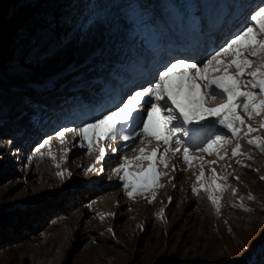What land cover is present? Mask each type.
<instances>
[{
	"label": "rangeland",
	"instance_id": "obj_1",
	"mask_svg": "<svg viewBox=\"0 0 264 264\" xmlns=\"http://www.w3.org/2000/svg\"><path fill=\"white\" fill-rule=\"evenodd\" d=\"M209 2L207 0V4ZM201 3L197 0L198 10L191 12L189 8L184 9L179 16L176 15L175 20L167 21L156 11L147 18H151L158 32L160 27H167L169 32L173 30L178 36L188 29L199 30L201 34L204 31L201 17L204 5ZM261 5H264V0L260 2ZM182 12H186V15ZM208 23L215 29L212 20ZM239 31L221 38L198 64L202 65ZM152 36L142 41L144 48L150 40L158 43V36L162 37L161 31ZM113 40L114 36L101 45L106 53L100 57L99 48L81 66L67 69L77 73L88 70L94 66L92 57L96 58L104 70L103 78L93 76L90 81L99 86L97 91L84 82L78 85L65 82V73L48 78L44 85L28 83L33 89L31 93L34 99L45 104L44 113L40 115L60 112L59 117L55 120L45 119L40 125L38 116L36 125H40V128L36 134L33 129L13 134L10 139L0 135V175L9 174L0 179V211L22 212V209L27 211L30 209L28 206L33 205L34 211L43 215L48 201L53 203L54 199L72 195L81 188L95 191L85 213L73 210L68 216L53 217L30 240L0 249V264H65L72 248L76 250L72 264H264V152L241 141V154L232 156L237 140L231 138L230 143L219 149L224 159H218L215 151L212 154L190 151L191 156L198 158L191 162V167L182 157L169 153L168 167L161 165L158 168L166 173L159 179L162 187L137 192L129 197L127 192L131 189L124 188V182L118 179L114 169L123 157H128L133 161L130 171H141L147 167L148 161L136 160L141 154L140 149L144 148L147 154L158 147L163 148L162 144L158 145L151 137H142L132 143L121 140L118 135L115 141L106 139L102 142L106 156L98 163V148L94 146L89 152L86 140L72 132H65L63 143L57 138L56 134L62 129L79 128L100 118L139 89L127 90V96L122 94L115 103L111 102V93L107 90L115 75L109 72V67L112 68V62L117 60L115 57L130 65L135 61L131 60L134 53L136 56L139 50L144 49L139 43L130 47L120 45L116 49L111 46L115 44ZM135 47L138 50H134ZM125 54L127 59L124 58ZM220 59L227 63L232 57L222 56ZM220 67L222 71L223 65ZM229 71L235 74L237 69L232 67ZM81 74L78 77L83 80ZM220 74L214 72L212 75ZM121 80L119 78L118 81ZM1 82L6 88L12 87L7 81ZM90 94L98 99V105L87 101ZM223 99L218 96L208 106L213 107ZM238 111L246 125L260 128V117L249 119ZM85 112H89L86 118ZM73 115L82 119L81 122L75 124ZM217 127L223 134L231 135L222 126ZM243 131H247V128ZM257 135L264 136V130L250 133L248 138ZM181 138L187 141V138ZM45 139H50V144L40 149V153H44L41 157L36 149ZM108 145L116 147L118 152L112 153ZM172 146L183 147L174 143ZM49 151L54 160L47 155ZM212 161L215 163H210ZM57 163L60 168L55 166ZM201 166L208 182L213 168L217 176L228 177L227 181H218L227 185L222 193H218L222 196L219 211L206 195L197 196L191 190L193 185L199 187L200 182L196 177L200 174ZM90 168L95 170L88 171ZM59 171H64L65 175L57 176ZM68 172L71 175H67ZM249 196L254 199H249ZM238 211L242 213L237 214Z\"/></svg>",
	"mask_w": 264,
	"mask_h": 264
},
{
	"label": "snow or ice",
	"instance_id": "obj_2",
	"mask_svg": "<svg viewBox=\"0 0 264 264\" xmlns=\"http://www.w3.org/2000/svg\"><path fill=\"white\" fill-rule=\"evenodd\" d=\"M262 52H264V5L253 11L248 17L247 25L202 65L186 59H174L158 72L155 83L151 86L135 90L118 107L101 115L100 118L79 128L62 129L56 136L63 143L65 132H72L88 142L89 152L94 146L97 147L98 163L106 156L102 142L106 139L115 141L118 135L121 140L132 143L142 137H151L158 145L162 144L163 148L158 147L147 154L144 148L140 149L141 154L136 160L148 161L147 167L141 171H130L133 161L128 157H123L122 162L114 169L118 179L124 182V188L131 189L127 192L129 197L137 192L162 187L159 179L166 173H162L158 168L161 165L164 168L168 167L169 153L182 157L191 167V162L198 158L191 156L190 151L208 154L215 151L218 159H224L219 149L230 143L231 138L237 140L232 156L241 154L243 147L241 141L264 152V136L248 138L250 133L264 130ZM229 55L232 59L227 63L220 59ZM232 67L237 69L235 74L229 71ZM213 72L221 74L211 75ZM218 96L223 97V101L209 107L208 105ZM238 109L249 119L260 117V128L246 125ZM218 125L227 129L231 135L223 134ZM244 128H247V131H243ZM125 132L128 134H124ZM181 136L187 138V141L185 142ZM173 143L183 147H173ZM49 144L50 139H45L36 151L40 153V149ZM108 147L112 153L118 152L116 147L111 145ZM40 155L43 157L44 153ZM47 155L55 159L50 151ZM55 166L60 168L59 163ZM93 170L95 169L90 168L88 171ZM211 172V179L208 182L204 178L205 173L201 166L200 174L196 177L200 182L199 187L193 185L191 190L197 196L206 195L219 211L222 196L218 193H222L227 185L218 181H227L228 177L217 176L214 168ZM56 175L64 176L65 172L59 171ZM67 175L71 173L68 172ZM249 199L254 197L249 196Z\"/></svg>",
	"mask_w": 264,
	"mask_h": 264
},
{
	"label": "trees",
	"instance_id": "obj_3",
	"mask_svg": "<svg viewBox=\"0 0 264 264\" xmlns=\"http://www.w3.org/2000/svg\"><path fill=\"white\" fill-rule=\"evenodd\" d=\"M197 5V0H0V135L10 139L13 134L33 129L36 134L45 119L59 117L60 112L40 115L45 104L34 99L28 83L44 85L48 78L65 73V82H84L97 91L99 86L90 81L93 76H104L99 61L80 73L67 69L81 66L113 36L115 44L111 46L116 49L120 45H142L149 36L159 33L147 18L154 11L171 21L184 9L198 10ZM1 81L12 87L6 88ZM87 101L99 104L92 94ZM38 116L40 125H36ZM8 175L4 173L0 179ZM94 192L81 188L53 203L47 199L43 215L34 211L33 205L22 212L0 211V249L30 240L53 217L68 216L73 210L85 213ZM75 254L72 248L65 264H72Z\"/></svg>",
	"mask_w": 264,
	"mask_h": 264
},
{
	"label": "bare ground",
	"instance_id": "obj_4",
	"mask_svg": "<svg viewBox=\"0 0 264 264\" xmlns=\"http://www.w3.org/2000/svg\"><path fill=\"white\" fill-rule=\"evenodd\" d=\"M231 1H233L234 3H236L238 0H231ZM224 11L227 12V14H226V16L224 18L226 19V21L228 23H230L229 21H231V19H232V17L229 16L230 9H228L226 7H220L216 3H214L212 5V7L210 8V13L209 14H207V13L202 14V17H203L202 18V22L204 24V29L207 31L208 34H211V37L210 38L204 37L202 40H200L198 34L197 33H193L192 39H191V42L189 43V45H190V48H192V50H194L196 52L195 57L198 60H201L204 57V55L206 54V52L208 50H210L212 47L216 46L219 43V41H220L221 38L226 37V34H219V33L215 32L214 28L208 23V21L209 20H212L214 17L223 16V12ZM166 28L160 27V31H161V35L162 36L166 37L168 40H171L169 42L170 44L182 42V40H179V39L182 38V36H178L177 33L175 31H173V30H171V32H169L170 29H168V28L166 29ZM165 32H167V33L164 34ZM167 34H169V35H167ZM180 44L183 45V43H180ZM101 47L102 46L99 47L101 49L100 50L101 53L98 54V57H100L102 54L106 53L103 50V48H101ZM153 47H154V44L153 43L148 44V46L146 47L145 50H143V51L139 50L140 53L138 55L135 56V53H134L133 59H131V60H138V59L143 60L144 59L143 56L148 55L151 52V49ZM98 49L95 50L94 52H97ZM160 49L161 48H159L158 50H160ZM137 57H138V59H137ZM195 57H194L193 60L196 59ZM114 59H113V61H114ZM94 60H96V58H93L92 57V62ZM118 64H120L118 66L119 72L122 75L125 74V73H127L128 69H129V63L127 64V62H126V64H124V62L122 63V61L120 59H118L114 63L112 62L111 66H114L115 67ZM110 68L111 67H109V69ZM119 72L118 71L115 72L114 75L115 76H119ZM150 85H152V84H150ZM126 87H127L126 82H124V81H118V82L114 83L112 85V87L107 90V92L112 93V95L114 96L115 100H118L121 97V95L124 93Z\"/></svg>",
	"mask_w": 264,
	"mask_h": 264
}]
</instances>
